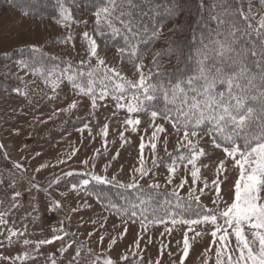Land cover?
Here are the masks:
<instances>
[{
	"label": "snow or ice",
	"instance_id": "1",
	"mask_svg": "<svg viewBox=\"0 0 264 264\" xmlns=\"http://www.w3.org/2000/svg\"><path fill=\"white\" fill-rule=\"evenodd\" d=\"M82 3L85 8L91 6L93 9L91 14L95 20L91 31L88 30L86 19H74L73 10H78ZM9 6L18 10L23 19H53L58 26L66 29L73 24L84 25L81 36L85 43L86 59H82L79 65L74 66L68 61L66 67L57 71L56 66L49 67L47 64L48 60L56 57L44 53L41 45L21 44L13 49L19 53V58L15 61L19 69L39 76L46 84L52 81L53 91L66 80L76 97L90 101L88 115L94 118L100 107L107 106L99 102L110 98L115 102V109H126L127 115L122 121L125 131L128 126L133 133L139 131L141 118L137 114L149 117L152 132L147 146L152 154V165L158 166L157 144L163 143L171 160L167 166L169 175L166 183L173 184L179 164H183L191 176L187 198L182 197L179 192L188 184V180L181 177L179 184L174 185L168 194L175 198L174 205L171 199L165 201L170 207L154 205V197L160 194L161 185L150 183L148 191L140 184V180L151 171L145 167L146 145L141 137L140 167L134 169L130 182L124 183L116 175L109 177L97 174L94 171L95 164L89 165V160L85 159L81 163L86 171H64L49 181L43 190L47 192L62 179L74 174L80 179L78 183L71 182L70 190L77 195L81 192L90 194L96 186L102 185L122 189L119 199L123 200V204L108 197H97L102 210L116 215L125 225L121 233L112 236L108 241L109 251L127 233L128 222L131 220L136 223L138 220L142 234L138 235L137 248L149 225L162 224L164 233L169 235L177 225L186 226L179 264H185V258L189 256L192 248L190 241L204 235L212 238L215 264H264V16L256 21L251 13L250 3L249 10H244L243 0H209L207 6L205 0H196L195 23L203 24L204 29L197 32L193 26L189 39L183 26L177 25L169 29V35L163 32L165 21H157V17L161 16L171 20L184 11L185 6L179 0H171V3L164 0L161 4H157L156 0H54L55 15L52 17L40 12V8L46 6L45 0H9ZM22 22L23 20L19 21ZM213 23L215 27L211 26ZM107 32L123 39L124 45L118 52L132 63L135 72L139 74L138 79L127 78L116 67L107 65L100 56L94 37ZM21 35L18 31L12 38L20 39ZM180 36L184 38H178ZM72 40L73 34L69 31L61 43L69 44ZM155 42H162L163 47L153 53L151 66L145 73L144 54L140 52L139 45ZM0 55L7 56L8 53ZM173 58L175 68L172 72H165V60L170 63ZM93 59L96 61L95 66L91 64ZM17 79L22 78L17 76ZM14 91L27 98V92H21L19 88ZM79 104L81 101L74 98L58 111L70 114ZM112 115L115 116L116 112ZM165 125H170L176 136L175 157L167 150V137L170 134ZM84 128H88V134L92 135L88 124ZM84 128L79 131L83 132ZM162 133L165 134L163 141L160 137ZM101 135L104 138L109 135L108 123L102 126ZM204 136L210 137L208 143L213 152L220 150L222 153L214 162L215 176L211 183L201 176V167L207 168L209 165L198 164L209 155L208 150L201 144ZM119 138L121 146L130 143L123 132L119 133ZM107 143L105 139V151ZM76 151L70 153L67 160H59L53 167L67 164ZM36 155L39 156L40 153ZM96 155H99V150H96ZM118 155L119 152L113 159ZM13 167L20 169L23 165L16 162ZM45 167L48 165H41L35 171L40 172ZM108 167L110 164L104 166L105 173ZM232 172L236 173V178L228 187L230 195L226 198L222 185L227 183ZM34 181L35 177L28 183L33 189H40L41 186ZM200 184L202 187H197ZM205 190L213 194L210 201L212 207L201 200ZM130 192L133 194L132 198L127 195ZM20 196L21 193L16 191L12 200L15 201ZM50 204L51 211L61 209V203L55 199H50ZM12 207H17L16 203ZM84 207L91 208V205L85 201ZM161 211L163 215H159ZM6 215L7 212H0V236L4 237L0 240V246L5 243L8 246L19 243L27 248L28 245L35 244L34 251L38 253L41 245L63 241L65 236L75 235L61 227L53 230L56 234L51 239L33 242L25 238L21 241L19 237L24 235L26 229L19 231L4 227L7 225ZM107 219V216L101 218L100 228L105 226ZM60 223L63 225L64 221ZM92 223L95 224L96 221L93 220ZM190 232L193 233L192 237L189 236ZM94 234L89 232L88 237L91 238ZM14 237L17 238L15 241ZM104 238V235H100V244L104 243ZM151 241L152 237L148 236V243ZM73 243L74 240L65 243L60 251L66 252ZM164 247L166 245L162 243L161 251ZM82 251L92 254V249H85L82 244L77 245L69 264H73V261L79 264ZM209 251L211 248L205 250L206 253ZM34 258L36 257L28 251L14 258L0 255V264L6 261H10V264H17V261L25 264ZM122 259L126 260L127 256ZM51 264H56V261L53 259ZM90 264H116V261L111 258L100 261L96 257ZM204 264H208L207 259Z\"/></svg>",
	"mask_w": 264,
	"mask_h": 264
},
{
	"label": "rangeland",
	"instance_id": "2",
	"mask_svg": "<svg viewBox=\"0 0 264 264\" xmlns=\"http://www.w3.org/2000/svg\"><path fill=\"white\" fill-rule=\"evenodd\" d=\"M163 2L164 0H156L157 4ZM179 2L185 6L184 11L171 20H166L161 16L157 17V21H165L163 32L169 35V29L177 25L183 26L190 39L191 28L195 26L197 32H200L204 29V25L195 23L197 19L194 14L196 0H179ZM45 3L46 6H42L40 12L47 17L54 16V0H45ZM168 3H171V0H168ZM208 3L209 0H205L206 6ZM249 3L251 13L258 21L261 16H264V0H243L245 11L249 10ZM92 11L91 6L85 8L83 3L78 10H73L75 20L86 19L88 21L89 31H91L95 20L91 14ZM205 18H207V13H205ZM21 20L23 22L19 23ZM211 26L215 27L214 23ZM83 30V24L79 26L73 24L66 29L58 26L53 19L46 18L43 21L23 19L18 10L9 6V0H0V53H8L7 56L0 55V145H3V148H0V212L8 213L5 217L7 225L4 227H11L19 231L26 229L24 235L19 237L21 241L25 238L33 242L51 239L56 234L53 230H59L61 227L69 233H75L74 236H65L63 241L41 245L38 253L34 251L35 244L23 248L19 243H13L11 246L5 243L4 246H0V255L14 258L16 255L28 251L36 258L26 261L25 264H51L53 259L56 264H69L75 255L76 246L82 244L85 249H92V254L89 255L82 251L79 264H90L96 257H99L100 261L111 258L116 261V264H156L157 261L159 264H179L182 256L183 231L186 230V226L177 225L169 235L164 233V225H149L147 233L144 234L143 239L139 240V248H137L136 242L138 235L142 234V229L138 220L136 223L130 220L126 225L128 231L123 239H118L117 244L109 251L107 249L108 241L112 236L121 233L125 225L116 215L104 212L97 197H108L114 202L121 203L122 200L119 199L121 191L96 186L90 194L81 192L77 195L70 190L71 182L78 183L80 179L75 174L62 179L59 184L49 188L47 192L43 190L49 181L54 180L64 171H86L87 169L81 163L85 159L89 160V165L95 164L94 171L97 174L109 177L116 175L118 180L124 183L130 182L134 169L140 167L139 144L141 137L146 145L145 167L151 169L149 174L140 180L143 189L150 191L148 189L150 183H159L161 185L159 195L163 197V193H171L173 186L179 184L181 177H185L188 184L179 192L182 197L187 198L188 188L191 184L190 172L185 170L183 164H179L173 184L166 183V178L169 175L167 166L171 160L164 150L163 143L157 144L158 166L152 165V154L147 146L152 132V128L149 126V117L137 114L141 118V124L138 126L139 131L133 133L130 126L125 131L122 121L126 118V109H115V102L110 98L99 102L107 106L100 107L94 118L88 115L90 101L87 98L76 97L66 80L53 91L52 81L46 84L39 76H34L31 72L19 69L15 65L19 53L13 49L21 44L41 45L44 53L56 57V59L48 60L47 64L49 67L56 66L57 71L66 67L68 61L74 66L79 65L82 59H86L85 43L81 36ZM18 31L22 34L21 38H12L13 34ZM69 31L73 34L72 42L61 43ZM94 38L97 40L98 52L105 59L107 65L116 67L127 78L138 79L139 74L135 72L132 63L126 56L121 57L118 52L120 44L115 45L104 35H96ZM178 38L183 39L184 37ZM161 47H163L162 42L142 45L140 52L144 54L143 71L145 73L151 66L153 53ZM91 64L95 66L96 61L93 59ZM175 66L174 58L170 63L165 60L164 69L173 70ZM17 76L22 79H17ZM54 79L55 77L52 78V80ZM16 88H19L21 92H27V98L14 91ZM74 98L81 101L77 109L72 110L70 114L58 111L65 108ZM113 112H116L115 116L112 115ZM105 123H108L109 126V135L106 138L101 135V128ZM85 124H88L92 135L88 134V128H84ZM165 127L170 134L167 137V150L175 157L177 155L175 151L176 136L170 125H165ZM81 128H84L83 132L79 131ZM120 132L124 133L130 143H124L121 146ZM164 136L165 134H160L161 141ZM105 139L108 141L107 151H105ZM209 140L210 137L204 136L201 141L209 155L202 158L198 164L207 163L209 165L207 168L201 167V176L207 178L211 183L215 176L214 162L221 157L222 153L220 150L213 152L208 143ZM74 150L77 151L67 164L53 167L59 160H67L69 154ZM96 150H99V155H96ZM117 152L119 155L113 159ZM36 153H40V155L37 156ZM16 162H19L23 167L14 168L13 165ZM106 164H110L107 173L103 171ZM41 165H48V167L36 172L35 169ZM190 168L189 165L188 169ZM33 177H35L34 182L41 186L40 189H33L28 183ZM235 178L236 173L232 172L227 183L222 185V191L226 198L230 195L228 187L232 185ZM197 187H202V184ZM16 191H19L21 196L13 201L12 195ZM212 198L213 194L205 190V195L201 197V200L204 204L212 207L210 203ZM50 199L59 201L61 209L51 211ZM85 201L91 205V208L84 207ZM153 202L154 205H160L156 201ZM13 203H16L17 207L13 208ZM72 209H77V211H72ZM159 215H163V212L161 211ZM103 216H107L108 219L105 226L100 228L99 224ZM66 217L67 219H65ZM62 220L64 221L63 225L60 223ZM93 220L96 221L95 224L92 223ZM169 226L171 227V225ZM89 232L95 234L89 238ZM100 235L105 237L103 244L99 243ZM148 236L152 237L151 243H148ZM189 236L192 237L193 233L190 232ZM3 239L4 237L0 236V240ZM16 239V237L13 238L14 241ZM73 240L75 243L72 247L62 253L60 249L65 243ZM211 240L210 235H204L197 237L195 241H190L192 248L189 256L185 258V264H204L206 259L208 264H215V246L211 244ZM162 243L166 247L161 251ZM209 248L211 251L206 253L205 250ZM169 253L172 255L170 256ZM124 256H127L126 260L122 259ZM4 264H10V261H6Z\"/></svg>",
	"mask_w": 264,
	"mask_h": 264
},
{
	"label": "trees",
	"instance_id": "3",
	"mask_svg": "<svg viewBox=\"0 0 264 264\" xmlns=\"http://www.w3.org/2000/svg\"><path fill=\"white\" fill-rule=\"evenodd\" d=\"M195 5H196V4H195ZM195 5H194V6H195ZM194 9H195V8H194ZM193 12H194V10H193ZM192 15H193V14H192ZM187 17H190V16H187ZM190 18H192V17H190ZM104 36H105L106 38L110 39L115 45H116V44H120L121 47L124 45V41H123V39H122L121 37H119V36H113L110 32L105 33ZM143 44H146V43H142V44L139 45V50H140V51H141V47H142ZM164 71H165V72H172V69H170V70H166V69H164ZM101 187L109 188V189H113V190H118V191H123L122 189H117V188H115V187H113V186H111V185H102ZM127 195H128L129 198H130L133 194L130 192V193H128ZM159 199H161V200H159ZM168 199H171V200H172V203H173V205H174V203H175V198H174V197H170L168 194L163 193V197L160 196V195H156V196L154 197V201H156L158 204H160L159 206H163V207H165V208L170 207V205L165 204V201L168 200ZM153 203H154V202H153ZM120 204H123V200H122V202H121ZM156 206H158V205H156Z\"/></svg>",
	"mask_w": 264,
	"mask_h": 264
}]
</instances>
